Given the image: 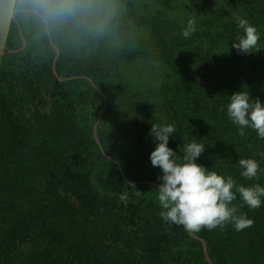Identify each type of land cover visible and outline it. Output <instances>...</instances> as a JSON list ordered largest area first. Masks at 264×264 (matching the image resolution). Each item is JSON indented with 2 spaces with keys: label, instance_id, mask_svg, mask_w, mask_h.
<instances>
[{
  "label": "trees",
  "instance_id": "trees-1",
  "mask_svg": "<svg viewBox=\"0 0 264 264\" xmlns=\"http://www.w3.org/2000/svg\"><path fill=\"white\" fill-rule=\"evenodd\" d=\"M184 2V19L194 15L196 23V31L188 38L181 35L179 17L167 12L172 11L171 0H158L164 8L154 11L126 2L128 12L114 19L127 36L117 51L99 55L96 63L80 59L76 52L66 54L70 49L80 51L93 34L74 20L55 16L52 4L40 8L42 5L35 2L16 7L26 39H31L33 30L40 31L45 51L40 69L46 72L53 101L48 112L22 113L19 91L34 99L41 94L40 87L31 76L20 73L23 59L19 54L8 55L11 66L6 57L0 58V264H122L118 254L99 240V229L109 230L112 242L118 240L116 251L123 248L118 246L123 241H134L131 248L137 246L142 252V259L135 264H170L163 255L173 240L181 246L190 242L197 249L199 264H209L200 239L191 238L183 226L163 221L154 202L143 205L131 195V191L140 190L141 199L143 193L157 191L160 170L149 160L155 145L138 135L140 129L132 124H138V119L133 116L126 123L119 111L121 104L131 105L129 84L114 82L123 78V62L133 60L132 56L147 59L152 56L149 47L156 43L170 46V55L161 59L174 70L176 78L167 90L162 85L142 93L147 96L149 113L167 110L166 122L176 129L169 146L178 150L182 142L203 139L199 142L206 150L198 158L199 164L232 175L238 184L264 186V160L257 157L264 154V139L251 129L240 136L226 115L228 95L243 90L259 97L258 80H264V73L259 74L264 66V0ZM227 2L233 8L227 9ZM36 5L48 20L53 42L63 48L56 62L58 76L73 79L60 82L53 74L56 53L44 20L30 14L39 23L26 22L31 18L25 17L28 14L23 9ZM238 10H243L241 13L247 14L261 33L258 46L247 55L230 47L241 32L232 16ZM18 24L11 17L4 18L2 26L7 30L0 37V45L8 50L21 44ZM15 72L20 90L12 84ZM4 79L9 84L6 92ZM219 96L222 100L210 108V97ZM106 101L107 110L98 129L104 155L94 139V124L97 110ZM248 133L255 137L254 147L248 145ZM249 157L260 164L258 178L239 174L236 162ZM96 184L110 195L100 193ZM124 192L128 193L127 203L119 200ZM233 203H240L238 194ZM241 211L253 220L241 231L226 224L223 230L217 227L194 232L207 242L215 264H264V207L249 209L245 205Z\"/></svg>",
  "mask_w": 264,
  "mask_h": 264
},
{
  "label": "clouds",
  "instance_id": "clouds-1",
  "mask_svg": "<svg viewBox=\"0 0 264 264\" xmlns=\"http://www.w3.org/2000/svg\"><path fill=\"white\" fill-rule=\"evenodd\" d=\"M115 0H63L53 8L55 16L74 20L77 25L93 35L105 33L115 17ZM236 26L241 30L230 44L238 53L246 54L258 46L261 33L256 25L247 18L236 15ZM196 31L195 16H191L181 31L188 38ZM226 115L244 136L246 129L256 132L264 139V102L259 97L246 91H237L228 95ZM176 129L171 123L150 124L148 136L155 145L149 160L153 167L160 170V181L156 199L160 208L159 216L169 224L183 226L185 231L198 232L202 229L221 230L231 224L236 231H241L253 224V220L241 209L247 205L256 209L264 204V186L259 183L245 186L238 184L232 175L218 173L197 162L205 152L203 139L182 142L177 149L169 146L170 139H175ZM241 169L240 176L258 178L260 164L253 157L239 158L236 162ZM133 187H135L132 184ZM137 190L136 195L140 194ZM239 196V204L233 203ZM128 193L119 195L121 202H128Z\"/></svg>",
  "mask_w": 264,
  "mask_h": 264
},
{
  "label": "rangeland",
  "instance_id": "rangeland-1",
  "mask_svg": "<svg viewBox=\"0 0 264 264\" xmlns=\"http://www.w3.org/2000/svg\"><path fill=\"white\" fill-rule=\"evenodd\" d=\"M157 1L158 0H115V3L117 4V12L115 18L116 19L120 18L123 15V13L128 10L127 6H125L126 2L130 4H133L134 2L136 4V7H143L145 11L162 10V7L164 8V6L160 3H157ZM35 2L40 3V5H42L40 8H42L43 5H48V4H52L53 6H55L63 2V0H0V37H2V35H5L3 33H5L7 30L6 26L5 27L2 26V24L4 23V18L11 17V19H13L18 24L19 21L18 18L16 17V12H17L16 7L25 5L23 3H28V5H31ZM171 2L173 7L172 11H167V12L172 17H179L180 24L184 27L185 24L187 23V20L184 19V15L182 13L183 9L185 8L184 0H171ZM26 7L27 8L23 9L25 13L28 14L25 17L31 18V20H28L26 22L39 23V21L36 18L30 16V14H35L40 18L39 16L40 11L37 8V5L33 7L32 6H26ZM226 7L227 9H230L233 8V5L227 2ZM241 12L240 10H238L232 16L236 17V15H240L248 19L247 14L245 13L243 14ZM235 17H234V21H236ZM228 19H232V17H229ZM45 20L48 22L47 19ZM111 24L115 27L113 28L109 27V29L101 35H92V37L85 43L86 46L84 45V47L81 48L80 51L70 49V50H66V54L71 53V55H75L76 52V55L78 54L80 59L90 61L91 63H94L95 61L96 63L97 57L99 55L102 56L103 54H109L117 51V47L121 45L122 39L127 35L125 32H122L120 30L119 24L114 18ZM20 31L22 32L21 28ZM48 32H49V24H48ZM49 34L53 42V36L51 32ZM30 35H31V39L29 41L26 39V37H25V41L21 39V44L18 46L17 49L14 50V52H10V50H8L5 45H0V58L6 57L7 61L9 62V65L11 66L12 60L8 58V55L19 54V59H23L21 61L23 67L19 68L20 73H25L26 75L31 76L34 82L36 83V85L40 87L41 94L34 99L24 97L21 91H19V97H20L19 109H21L22 113H24L26 116H31L32 112L35 110L48 112L51 108L53 101L52 97L49 94L50 86H49L48 78L46 76V72L45 70L40 69L42 63L41 62L42 56L45 54L43 46L41 45L40 31L38 32L33 30L32 33H30ZM20 37H21V33H20ZM146 38H148V36H146L144 39ZM53 44L54 46L52 44L51 45L55 53L59 51V56L57 58L58 60L63 53V48L59 46V44L57 43L53 42ZM134 49L135 48L131 49V51H133ZM169 49L170 46H163L161 44L156 43L155 45L149 47V51H151L152 56L148 57L147 59H144L142 57L138 58L139 56H132L133 60L125 61L122 63L123 67H122V71H120V74L121 76L123 75V78L121 82L118 83L114 82V84H119L124 81L125 83H128L130 86V99L132 100L131 105L128 106L127 104H121V108L119 110L120 113L123 114L125 117V118L122 117L123 121L128 123L131 121V117L135 116L136 119H138L139 123L137 124V122H134L132 124L140 129L138 135L146 137L150 140L151 138L148 136L150 124L167 123L169 119V115L166 112L167 110L163 108L160 111L149 113L148 110H146L147 96L144 95L142 91H145V89L158 88L162 85L163 88L167 90V88L171 86V83L176 78V74L174 70L169 68L165 60L161 59V58H167V55H170V52H168ZM47 58L48 56L45 58V60ZM53 65H54V59L52 64V70H53ZM55 70L57 72L56 64H55ZM263 73H264V66L259 74L263 75ZM53 74H54V70H53ZM57 78L60 82H66L70 79H73L74 77L67 78V77L58 76ZM59 78H62L63 80H60ZM258 81L260 84L258 88L260 90H257V93L259 95V98L262 100V102H264V80L259 79ZM12 84L16 90H20V80L17 76V72H15L14 79L12 80ZM2 85H6V88L5 86H2L3 88H5L4 92H6L7 88L9 87V84L6 82L5 79L3 80ZM118 87L119 86H113L111 88L118 89ZM117 98L119 99V96H117ZM219 100H222L220 96L215 98L210 97L209 107L213 108L214 106H216ZM107 106H108V102L106 101L105 105L97 110L98 116L94 124L95 140H96V133H95L96 131H97V138L99 140L98 129L102 124V115L107 110ZM152 114L154 117L151 116ZM151 118L154 119V122H152L153 120ZM120 125H122V123ZM246 137H247L246 140L249 142L248 145L250 147H254L255 145L253 144V141L255 137L252 136L251 133H248ZM171 141L172 140L170 139V142ZM257 157L259 159L264 160L263 153L261 155L257 154ZM116 163L119 165V169L121 171L122 176L126 177L125 172L123 171V168L121 167L119 162L116 161ZM132 184L135 185V183H131V185ZM96 185L100 193L106 196L110 195L108 191H105L98 184ZM158 185L159 184H157V187ZM156 193L157 191H148L146 193H143L140 199V196L136 195V192L131 191V195L136 197L139 201H141L143 205L147 203L149 204L151 202H154L156 205H158L156 199ZM261 207H264V204H262ZM158 209L160 211V208ZM104 228L105 227H102V229ZM99 231L101 232L99 240L103 241L104 245L107 248H109L108 250H110L111 248L112 253L118 254L119 261H121L122 264H135L136 261L142 259L141 249H139L137 246H135V248L133 249L131 248L132 245H135L134 241H131L130 244L127 241H123L120 245H118L119 247H123V248L122 249L119 248V250L116 251L118 240L115 239V241L112 242V239H110L108 234L110 233L109 230L99 229ZM186 232L191 238H194L192 234L198 236L194 232H189V231ZM125 243H128V246ZM180 244H181L180 242L173 240L170 245L166 246L165 253L163 255L165 261L170 262V264H199L200 260L198 259V253L196 251L197 249L190 242L189 244H185L183 246H181ZM207 249H208L207 252L209 258L211 259L212 263L215 264V262L210 256L208 245H207ZM203 255L205 258L204 251H203Z\"/></svg>",
  "mask_w": 264,
  "mask_h": 264
},
{
  "label": "water",
  "instance_id": "water-1",
  "mask_svg": "<svg viewBox=\"0 0 264 264\" xmlns=\"http://www.w3.org/2000/svg\"><path fill=\"white\" fill-rule=\"evenodd\" d=\"M36 13H37V12H36ZM37 14H38V13H37ZM39 16L45 21L46 28H47V32H48V22L44 19V17H43L41 14H39ZM20 33H21V39H22L23 41H25V36L23 35V33H22L21 31H20ZM48 35H49V38H50V42H51V44L54 46V44H53V42H52V40H51V37H50L49 32H48ZM10 52H14V50H10ZM58 56H59V51L56 52V57H55V59H54V65H53L54 74H55L57 77H58V74H57V72H56V70H55V64H56V61H57ZM59 79H60V80H63L62 78H59ZM95 133H96V141H97V143L99 144L100 149L102 150V152L104 153V155H106L105 152H104V150H103V148H102V145H101L100 141H99L98 138H97V131H96ZM192 236H193L195 239H200V241H202L203 251L205 252V259H206V261H207L209 264H213L212 261H211V259H210L209 256H208V252H207L208 249H207V244H206L205 240H204V239H201V238H199L198 236H195V235H193V234H192Z\"/></svg>",
  "mask_w": 264,
  "mask_h": 264
}]
</instances>
